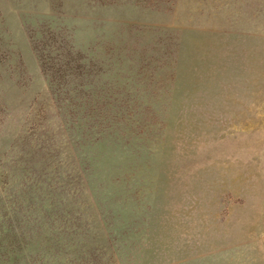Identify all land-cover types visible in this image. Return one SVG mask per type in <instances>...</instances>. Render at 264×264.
I'll use <instances>...</instances> for the list:
<instances>
[{"label": "rangeland", "instance_id": "rangeland-1", "mask_svg": "<svg viewBox=\"0 0 264 264\" xmlns=\"http://www.w3.org/2000/svg\"><path fill=\"white\" fill-rule=\"evenodd\" d=\"M0 264H264V0H0Z\"/></svg>", "mask_w": 264, "mask_h": 264}]
</instances>
